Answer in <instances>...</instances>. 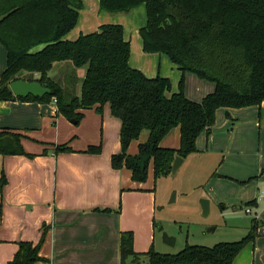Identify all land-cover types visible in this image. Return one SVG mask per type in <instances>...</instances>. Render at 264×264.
<instances>
[{"label": "trees", "instance_id": "trees-1", "mask_svg": "<svg viewBox=\"0 0 264 264\" xmlns=\"http://www.w3.org/2000/svg\"><path fill=\"white\" fill-rule=\"evenodd\" d=\"M98 1L100 10L110 13L129 12L143 4L145 20L139 27L143 50L167 55L182 74L192 72L213 82V92L196 102L184 95L183 75L179 90L170 94L168 78H150L131 67L130 43L120 23L103 24L74 40L64 38L77 22L81 0H0V44L6 50L0 100L54 101L57 114L75 124L83 110L94 107L101 112L109 103L111 114L120 120L121 146L119 153L111 155L110 163L114 169L124 165L135 182L146 179L149 159L156 177L171 172L175 156L185 158L196 152V139L203 131L211 132L218 108L259 106L264 101V0ZM60 63L69 70L57 77L48 75ZM80 68H84L82 77L77 75ZM16 79L36 80L50 91L43 96H15L9 83ZM175 127L179 129L178 148L160 146ZM142 130L148 137L138 145V155L127 154L129 143ZM21 138L18 132L0 129V155L32 156L24 151ZM69 151L66 144L54 148L56 154ZM86 152L99 153L100 146H88ZM5 183L1 170L0 190ZM259 224L252 218L240 240L210 247L186 244L175 253L157 252L153 247L135 251L133 232L121 231L119 264H234L242 248L257 237ZM44 233L36 244L17 242L7 264L39 261Z\"/></svg>", "mask_w": 264, "mask_h": 264}, {"label": "rangeland", "instance_id": "rangeland-1", "mask_svg": "<svg viewBox=\"0 0 264 264\" xmlns=\"http://www.w3.org/2000/svg\"><path fill=\"white\" fill-rule=\"evenodd\" d=\"M81 1L82 8L73 31L81 32V29L86 28L97 31L103 24L113 23L111 21L114 19L121 20L124 22L123 28L126 29L125 35L131 43L130 61L144 66L154 76L168 78L172 87L170 94L179 90L183 75L184 95L194 96L195 100L202 98L204 91L201 90L206 87L197 85L195 80L206 84L212 83L211 81L201 79L192 72L182 74L167 55L143 50L139 34V27L145 20L143 4L136 6L130 14H110L100 11L98 0ZM63 68V72L60 68L58 71L51 70L48 75L59 76L69 70L67 67ZM82 70L84 68L78 69L77 73ZM21 77L28 78L25 74ZM102 109L101 112L96 109L88 110L77 124L61 116L51 130H39L41 139L38 140L56 145H75L85 150L88 146L99 145L100 152L93 154L89 161L90 168L96 172L94 175L106 168L114 171V175H130L124 165L119 169L111 168V154L121 150L120 126L119 121L111 114L108 104ZM262 116L258 109L256 113H230L228 116L226 110L220 108L212 132L199 134L196 141L197 151L183 158L184 161L175 174L170 172L155 177L152 161L148 160L146 179L136 182V194L126 196L124 201L119 197V205L124 209V223L134 234V250L145 252L153 247L157 252L175 253L186 244L210 247L219 242L240 240L247 234L251 219L258 216L263 205H246V198H258L259 192L264 189L254 182L257 175L240 174L248 171L264 157ZM146 140L147 131L142 130L137 139L129 143L127 154L138 155V145ZM160 144L162 147L178 148V128L170 130ZM122 188L125 190L127 186ZM172 193H175V200L170 202ZM204 198L209 200V213L206 216L202 215L200 205V200ZM247 206L252 209L251 213L245 211ZM143 208L145 209L140 211ZM261 225L260 223L259 226ZM162 232L175 238L173 246L163 242ZM252 243L253 241L248 242L242 248L234 259V264H262L254 259Z\"/></svg>", "mask_w": 264, "mask_h": 264}, {"label": "crops", "instance_id": "crops-1", "mask_svg": "<svg viewBox=\"0 0 264 264\" xmlns=\"http://www.w3.org/2000/svg\"><path fill=\"white\" fill-rule=\"evenodd\" d=\"M133 9L129 12L110 14H130ZM105 18L107 20V16ZM111 22L121 25L124 23L115 19ZM88 29L77 32L72 28L64 38L74 40L79 34L92 32L94 28ZM123 29L124 38L130 43L125 35L126 29ZM130 56L128 62L131 67L138 68L147 77H155L152 71L147 72L144 66L130 61ZM0 60L1 74L6 67V50L2 44ZM63 66V63L56 64L52 70L58 71ZM83 73L82 70L77 75L82 77ZM34 76L37 77L38 74ZM195 82L206 87L205 90H201L204 91L202 98L214 90L213 82L210 84L198 80ZM79 87L80 84H77V93ZM187 97L196 102L202 100V98L195 100L194 96ZM56 109L54 101L40 103L0 100V129L8 128L20 133L24 151L32 154V156L0 155V171L3 170L6 177V183L0 190V264H7L12 258L17 249V242L29 241L36 244L43 231L45 235L39 249L40 260L35 264H119L120 233L130 230L124 223V209L119 205V197L121 196L124 201L126 196L136 194L135 191L138 190L135 188L136 182L131 179L129 169L130 175H114L115 172L110 168L94 175L95 171L90 168L89 161L95 153L86 152L84 148L68 145L72 151L56 154L54 153L56 143L40 142L39 130L44 128L51 130L52 126L60 121L62 115L57 114ZM91 109L95 108L85 109L83 114ZM219 109L215 112V118ZM224 109L228 116L230 113L234 115L252 111L256 113L258 109L264 120V101L259 106ZM116 119L120 126V120ZM212 129L213 126L211 132ZM240 175H257L254 182L264 189V157ZM125 186L127 189L124 190L122 187ZM246 199L248 202L257 198ZM258 203H262L263 206L256 219L262 225L257 229L252 249L254 259L264 264V199L255 201L254 205ZM101 209L110 211L102 212ZM251 211L252 209L248 213Z\"/></svg>", "mask_w": 264, "mask_h": 264}, {"label": "water", "instance_id": "water-1", "mask_svg": "<svg viewBox=\"0 0 264 264\" xmlns=\"http://www.w3.org/2000/svg\"><path fill=\"white\" fill-rule=\"evenodd\" d=\"M9 87L12 93L15 96L25 97L27 95L33 96H43L46 93H49L50 89L41 85L40 82L36 80L28 81L23 79H16L9 83ZM72 123H75L74 120H71ZM183 162V158L180 156H175L172 165H171V173L175 174L177 169ZM175 200V193H172L170 202ZM200 205L202 209V215L206 216L209 213V200L208 199H201ZM213 230V229H211ZM162 240L167 245H174L175 238L173 236L168 235L166 232H162Z\"/></svg>", "mask_w": 264, "mask_h": 264}, {"label": "built area", "instance_id": "built-area-1", "mask_svg": "<svg viewBox=\"0 0 264 264\" xmlns=\"http://www.w3.org/2000/svg\"><path fill=\"white\" fill-rule=\"evenodd\" d=\"M261 199H264V191H261L260 192V194H259V196H258V198L257 199H255L256 201H259V200H261ZM245 211L248 213V212H250V207H245Z\"/></svg>", "mask_w": 264, "mask_h": 264}]
</instances>
